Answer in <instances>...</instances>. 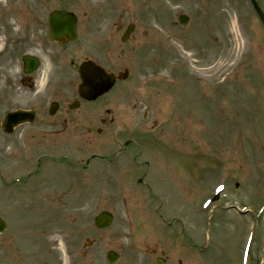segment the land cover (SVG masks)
I'll list each match as a JSON object with an SVG mask.
<instances>
[{
    "label": "rangeland",
    "instance_id": "374dc122",
    "mask_svg": "<svg viewBox=\"0 0 264 264\" xmlns=\"http://www.w3.org/2000/svg\"><path fill=\"white\" fill-rule=\"evenodd\" d=\"M76 1L79 2V0ZM161 1L162 0H160L158 4H160ZM163 1L164 4H166L165 8H168L171 13H174L176 10L180 11L189 17L191 23L182 27V32L178 36V38L183 37V49H181L180 45L177 46L178 50L176 52L169 53L166 58L168 65L176 67L181 71L176 85H164L162 87L163 91L170 92V98H165L166 102L162 98L161 103V106H165L167 105L166 103H168L167 108L168 110L170 109L166 112L167 116L164 120L161 119L162 121H166V127L163 126V128L165 127L164 130H156L154 134H158L149 138L153 139L158 144L162 142V145L165 147H171L172 149L179 148L178 146L183 145V150L190 154L193 153V155L195 152V145L198 144L197 149L199 150V155H195L193 160L188 157L185 151H182V154H180L182 159L179 161L177 166L174 160L168 161L167 170L169 174H172L169 175V179H167V181L172 180L173 186L181 191L176 194L177 197H175L174 201L171 200V202L174 205L178 203L181 205L183 201V207L190 205L191 203L198 204L210 191L209 189L213 184L215 185L220 181L227 183L230 182L231 178H234L237 179V183L240 184V189L237 192L238 196L245 199L246 202L252 204L259 203L258 205H260L264 202V130H261V127L264 128V109H262L259 113L257 110L251 112L250 103L252 99L256 102L257 93L264 96V32H262L261 29L259 30L257 26H253L256 25L257 22L252 18V16H247L240 12L238 19L246 24L244 27L251 26L255 30L254 36L247 35L248 42H250L248 43V49L250 48L253 51L255 57L253 61L254 72L252 73L253 78L251 81L249 82V80H247L251 87L248 89L246 94L241 95V91H239L240 88H238L235 96L221 101L222 106L227 108L228 113L225 111L218 112L220 107L217 108L216 103L215 110L212 109L216 100L210 104H208L207 101V105H205L203 100L199 101L198 104L188 105L189 103L185 100L186 92L179 91L180 88L178 85L181 83L180 80L188 77V75L191 76L192 74L201 76L203 73L200 69L197 74H193L197 67L201 68L210 65V58L204 60L206 58V53L202 50L206 48L208 40L206 36H200L198 33L200 32V29L197 20L199 18L198 14L202 15L204 13L203 11L207 12L211 9V6L209 5L211 0H178L176 10L174 9L175 4L172 0ZM133 3L134 1L128 0L127 5ZM53 5L57 6L54 3ZM145 5L146 3L142 0L140 8L143 7V9H145ZM149 5L155 8L154 0H149ZM157 12H160V10L155 12L153 20H159V18L163 19V17L169 18L164 12ZM214 22L217 24V27H220L219 30L213 34L218 40L214 57L216 71L218 69L220 70L215 74V82L218 83L223 78L229 76L228 73H230L231 69L234 67L235 61L238 60L241 51H235L233 54L231 46L232 42L230 41L233 36L229 37L221 35L226 22L224 20L221 21L220 19H216ZM151 37L152 40L147 39L142 41V43H140V38L138 37V49L149 51V53H155L157 50H163L168 47V38L166 36L160 37L161 39L154 37V35ZM210 37L211 36H209V42ZM200 38L201 44H199ZM195 42H197V45ZM147 43H150V45H147ZM252 44H254L255 48L251 47ZM120 47L123 49L122 45H120ZM124 50H127L126 47H124ZM128 52L125 51V55L123 60L120 62V66L123 65V63L128 62V58H130ZM246 52L249 54L251 53L250 50ZM179 56L181 59L180 61ZM169 69L172 68L169 67ZM254 73L258 75V77L256 75L257 78L254 77ZM170 80L171 77H167V83H169ZM233 90L234 89H231V91ZM177 91H179V98H174V92ZM159 95L161 96L160 93ZM160 96L153 95V97L161 99L162 96ZM138 103L139 105L137 109L143 110L146 106L143 99L141 98ZM202 103L204 105H202ZM261 103L264 106V99L261 100ZM194 106H197L199 110V113L194 111V114L196 115L192 114L189 110H185L193 108ZM246 108H249L248 111ZM245 111H247L246 113L251 116L249 119L245 118ZM220 114L225 115L226 120L222 127L217 130L216 127L219 126L218 123L222 119ZM240 120L244 125H247L249 122V124L259 126H256L255 128L247 126L245 128L246 130H244V127H240L239 130H233L234 127H237V125L240 124ZM126 129L127 127L124 124L123 131H120L119 134H105L103 137L99 138V140H93L89 143L85 150L89 152H98L96 150H98L101 146L105 147V145H108L109 150H115L116 146L119 145L118 142H121L126 138L128 139V132L125 131ZM132 135H134L133 132ZM240 136L243 139H240ZM130 138L131 137H129V139ZM1 139L2 136H0V140ZM239 142L240 144H238ZM244 147L247 148L248 155L244 153ZM58 148L59 146L55 147L53 153H55ZM259 153H262L260 154L262 159L260 161L263 163H260L259 167H257L250 161H252V157L256 158ZM31 154L33 157L37 158L44 153L42 148L32 146ZM131 155L132 151L127 153L126 156ZM167 155L172 156L170 153ZM193 155L192 157H194ZM201 155L204 157L202 158ZM212 155H214V159L211 160L210 158ZM120 161L121 164L122 162H127L125 158ZM17 162L18 161H16L13 165L11 162L7 164L8 169L11 167L15 175L19 173L17 165H15ZM66 165V163L61 165H52L50 168L53 172L51 173L50 170L48 174H45V179L52 178L55 180L59 179V176L61 175L64 176V170L62 167ZM61 168L63 171L60 174H57L56 172H58ZM251 168H253V170H251ZM39 177L40 176H36L35 178ZM163 177L167 178L168 176L164 175ZM42 178L35 182V186L37 187L32 191L26 190L28 185L23 186L25 189L24 191L19 189L21 188L20 183H17L16 185L12 184L11 190L8 191L5 190V187H3L2 183H0V215L5 216L4 214H6L8 216V218L6 217V220L9 226L7 233L0 239V264H11V261L19 260L18 264H45L50 260L51 254H53L52 252H49L47 245L45 246V244L57 241L60 244L61 250L50 251H55V253L62 251L63 242L71 236V222L69 218L72 216L73 218H78L79 210L75 209H78L82 203H86V222L83 224L86 231L82 234H75V236L71 237L70 239L74 243L71 246L75 253H78L80 250L79 244L77 243L83 242L85 238H97V233H92L89 230V227L90 220L94 212L103 207L106 203H109L108 200L110 196H107L106 192H103L102 196L98 194V187L102 189V191L110 192L105 187V182L99 181L98 177H94L92 173L89 172L86 176V182L89 184L88 189L87 187L81 188L77 185L79 187L78 192H85V194L77 198L76 201H73L70 198V195L67 194V188L71 189V186H68L65 182H61L59 185L55 181L56 189L58 191L47 194V192H50L51 189L46 185L45 187L40 186L44 182L42 181ZM153 179L156 180L157 187L162 185L160 184L161 179L158 175H153ZM177 180L184 181V184L180 185L181 182H178ZM99 184L102 185L99 186ZM227 193H230V190H228ZM225 195H227L226 192ZM132 200L143 202L144 199L143 197L140 198L133 196ZM53 207H57L63 213L64 217L62 218L61 223L53 224L52 216L50 215V210ZM136 207L140 210L143 209V205L140 203L139 205H136ZM221 214L222 215H219V212L217 213V217L220 216L218 225L221 227L217 229V231L221 229L218 236H224L226 234V231L224 230H226L229 226V223L227 222L228 219L233 221L230 230L233 226L236 228L239 227V224H234L238 220L234 213H231V215L227 218L225 217V213ZM214 217L215 219L212 220L213 234L215 233L217 224V217ZM250 220L251 219L248 218V220H246L243 224V231L248 227ZM112 230L118 231V235L115 238L116 245H111L109 242L114 237V234L109 233L105 235L104 232L102 234L100 233L101 235L98 236L105 240L108 247L121 246L123 250L127 252L125 241L122 239V227L119 223H117ZM12 242L16 246L15 248L11 246ZM220 244L223 245L219 246L215 256L220 254L225 255L227 252L226 243L223 241ZM7 247L9 248L8 252L5 251V248ZM102 252L103 250L98 248L92 251V264H105L103 258L104 252L103 254ZM218 261H221V259L216 256L214 263L218 264ZM123 263L125 262L123 261L120 264ZM233 264H237V262Z\"/></svg>",
    "mask_w": 264,
    "mask_h": 264
},
{
    "label": "flooded vegetation",
    "instance_id": "af4514ba",
    "mask_svg": "<svg viewBox=\"0 0 264 264\" xmlns=\"http://www.w3.org/2000/svg\"><path fill=\"white\" fill-rule=\"evenodd\" d=\"M7 13L0 12V88L8 89L9 73H15L16 65L19 63L18 75L14 77L17 89L27 90L31 94L38 92V87L43 84V93L46 88L50 91L42 97L33 99L34 108H26L27 112H32L33 122L24 124L17 128L18 137H22L24 128H38L46 132H110L117 130L120 125V118L117 112V103L108 98H99L98 102L88 103L79 99L75 93V84L78 82L76 68L84 60L91 59L98 65L103 66V55L97 47H88L85 41L92 39L86 36H93L97 33V28L84 29L76 43L59 47L48 38L46 22L41 21L38 12L17 13L14 21L8 20ZM16 26V27H14ZM85 40V41H84ZM19 54L20 59L17 58ZM29 55L36 58L40 63L39 69L33 74H24V63L22 55ZM22 56V57H21ZM110 57L109 54H107ZM108 73L117 74L114 67L108 65ZM31 98L25 96V101ZM49 102L57 104L56 111L48 112ZM1 119V115H0ZM32 136V134H30ZM136 159V157H131ZM115 159V158H114ZM113 167H117L114 165ZM133 169L140 173V183L152 174L160 175L156 167L152 168L148 161L135 162ZM143 189L150 192L148 184L143 183ZM136 191L137 189H128ZM149 203L144 205L146 210L137 212L140 219L134 220V233L137 229L156 228V236L138 237L135 243L144 247H152V252L146 253L142 263L155 258L166 259V264H214L215 253L219 249L216 244V234L213 240L206 247L202 244L201 237L203 227L200 220L191 206L176 205L168 208L167 205L159 202V208L152 213L150 206L154 201L153 195L148 196ZM238 220L234 224L239 227L233 228L227 234V252L225 254L228 264L238 263L239 247L243 238L242 226L245 220L235 214ZM238 226V225H237ZM232 232V233H231ZM147 240V241H145ZM133 244L134 252L138 245ZM225 251V250H224ZM139 255V252L135 254ZM133 264H137L136 259H131ZM141 264V263H139Z\"/></svg>",
    "mask_w": 264,
    "mask_h": 264
}]
</instances>
